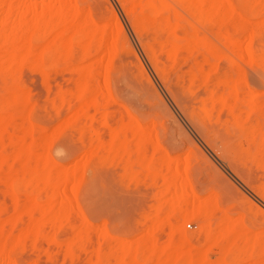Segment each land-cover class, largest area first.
<instances>
[{"label":"bare ground","instance_id":"6f19581e","mask_svg":"<svg viewBox=\"0 0 264 264\" xmlns=\"http://www.w3.org/2000/svg\"><path fill=\"white\" fill-rule=\"evenodd\" d=\"M119 2L153 70L193 129L222 159L227 160L239 178L264 200V143L261 141L260 146L256 144L258 136L264 137L263 131L260 132V128H257L264 122V96L248 92L244 95V70L241 71L240 66L231 57L227 58L231 73L239 69L238 75L241 74L238 76L237 73H226L222 78L218 77L220 79L210 89L214 77L219 72L222 74L218 62L222 63L226 58L217 56L214 48L196 35L193 30L196 27L191 23L188 24L189 27L185 26L183 17L181 19L176 15V8L180 7L200 25L216 27L217 39L233 55L240 61L246 59L264 69V47L257 48L259 38L262 39L261 36L264 35V19L256 24H248L243 18V14L254 19L264 17V0ZM94 3L92 0H0V146L8 136V123L21 122L17 136L10 139L14 147L13 154L9 155L3 146L0 147V181L7 183L6 194L9 192L8 195L17 203L15 217L0 219V264H20L18 256L21 250L29 243L37 250L48 225L62 227L71 222L68 213L72 199L66 193L68 183L73 184L74 200L81 199L80 193L86 190L83 189L87 186L84 187V176L79 168L71 173L67 172L49 153L53 141L59 138V131H53L54 133L47 136L32 123L33 120L30 119L33 112H26L30 97L24 91V83L19 76L22 67L30 64L34 69L42 70L46 79L53 80L62 75L66 65L75 62L81 63L82 66L76 68V91L65 92V86L59 87L54 100L57 102L58 111L69 106L72 112L66 127L72 128L80 137L87 154L84 164L93 166L96 163L98 167L106 162L113 164L119 158L126 174L136 182L139 180L138 168L143 166L146 176L154 174L156 185L167 188L168 195L172 196V201L164 209L158 210L157 214V220L168 224L173 230V233L170 232L173 235L169 238L168 245H151L145 249L147 241L142 247L140 244L136 248L119 244L111 255L116 264H229L232 259L242 257L246 253L248 255L245 258L260 259L264 263V242H261L253 231L247 236L245 214L242 213L239 220L230 216L232 203L227 200L223 189L213 186L208 200L201 201L197 190L204 188L208 183L209 175L206 169L197 163L189 165V168L180 174L171 167L172 156L170 157L167 148L182 146L177 138V130L172 129L174 126L164 128L165 137H162L161 142V135H157L154 140L156 133L148 131L147 124L141 125L142 114L139 110L143 109L140 99L142 94L144 97L146 95L136 90V82L132 89L112 79L113 72L120 69L117 66L119 63L122 72L128 67L127 60H123L124 50L128 48L133 54L134 51L109 0H105L108 14L99 18L101 21L95 17ZM109 19L114 20L111 27L108 24ZM245 34L249 41L247 46L243 47L239 38ZM100 53L104 54L103 58H99ZM200 56L202 61L199 60ZM104 57H107L108 63L103 70ZM137 62L144 81L154 90V97L161 100V95L155 85L153 86L141 61L137 59ZM206 66H209L208 71ZM126 78L131 82L130 77ZM65 89L68 90L66 87ZM192 96L194 100L191 99ZM89 98H95V101L89 103ZM109 106H118L123 112L122 115L110 113ZM91 109L95 110L94 114ZM252 118L255 119L250 124ZM41 119L39 117V120ZM98 126L106 130L105 133L109 132L112 139L110 144L108 143L111 148H106L111 150L101 157L99 153L104 143L101 142L102 133ZM156 126L158 129V125ZM252 127L253 130H250ZM244 139L248 141L249 146L244 147ZM195 148L197 149V146ZM149 152L152 154L150 158L147 157ZM58 154L53 155L57 157ZM62 159H59V162ZM257 169L262 171L259 176L256 175ZM23 188L27 191V198L21 205L19 194ZM62 188L64 193L61 192ZM256 208L264 215V211ZM25 218H29L27 224ZM23 222L26 226L17 234L13 232L19 225H23ZM186 222L199 226L198 238H204L206 243L212 244L210 249L218 251L217 262L209 263L198 247L184 252L195 240L182 227ZM92 223L83 216L82 226L74 239L65 246L61 245L66 255L76 256V241L81 234L85 239L84 247L89 249L94 227ZM103 233L110 237L106 231ZM51 241L58 244L57 238H51ZM147 244L149 246V243Z\"/></svg>","mask_w":264,"mask_h":264},{"label":"rangeland","instance_id":"374dc122","mask_svg":"<svg viewBox=\"0 0 264 264\" xmlns=\"http://www.w3.org/2000/svg\"><path fill=\"white\" fill-rule=\"evenodd\" d=\"M92 1L95 2V17L98 21H101L99 20V18H103L102 16L106 17L108 14V6H105L107 5V3L105 4V0ZM109 2L115 10V13L117 14L118 18L120 19L121 24L127 35V38L134 51L133 54L130 50H128V48L126 49L127 51L124 50L123 56H125L123 57V60H125V62L127 60L126 63L128 67L126 68V71L122 72V69L119 66V64L121 65V63H119L117 66L120 69H116L117 71H114L115 73L113 72L112 79L115 82L119 81L122 86L130 87L132 89L134 88V86H136V82L139 84H137L136 90L142 91L146 95L144 97L142 94L140 99V104L143 109L139 110L142 114V118H140V123L142 122L141 125L145 126L147 124L146 126L149 128L147 130L154 131L156 133L154 134V140H156L157 135H161V142H163V138L165 137L164 128L166 126H174L172 127V129L174 130L175 128L177 130L174 131L178 132L177 138L178 140L180 139V144L182 146L184 145V148H182V146L179 148L166 147L168 149L167 152L169 153V155L171 154L170 157L172 156V160L170 162L171 167L175 170H178L179 173L182 174L186 168H189V165L193 166L199 163V165L203 166V168L206 169L209 178L207 185L204 188L197 190V194L200 197L201 201L206 202L208 200L210 189H213L214 187H217L221 190L223 189L227 200H230L231 202L229 201V203H232L233 208H231L230 216L233 217L235 220H239V218H241L242 213L245 214V217H247V236L249 235V232L253 231L254 234L257 233L260 241L264 242V215L259 213L256 208L258 207L262 211H264V200L259 198L253 188L246 184L244 181H242L239 178L238 174H236L231 169L230 163L227 160L222 159L220 155H218L217 151L210 147V145H208V143L201 138L198 132L193 129L190 122L183 115L182 111L180 110L176 102H174V99H172L168 90L163 86V83L153 70L141 46L140 40L134 33L131 24L126 17V14L124 13L120 5L119 0H109ZM181 9L183 8H176V10L178 11L176 12V15L180 16L181 19L183 17V23L185 24V26L189 27L188 24H193V27H196L193 28V30L195 33H197L196 35L199 37V39L201 38L204 43H209V45L214 48L215 54L217 56H224L226 58L224 59L225 61L223 60L224 64L223 62H218L219 66L221 65L219 71L222 70V74L220 75L219 72L218 74L220 76L217 74L214 77V81L209 86V88L212 89V86L217 83L220 78H222V75H225L226 73L228 75H232L234 73H231L232 69H229L231 67L229 66V60L227 59L228 57H231L240 66V70H244L243 81L245 84H242V92L244 93V95L246 92H248L254 94L257 93L255 95L263 97V67H257L258 65H254L255 63L248 62V60L246 59L240 61L223 45V43L221 44L219 42L216 37V27L211 25H200L190 15L186 14V11L184 12V10ZM243 18L248 24H256L264 19V17L254 19L249 16L247 17L244 14ZM108 24H110L109 26L111 27L114 24V20L109 19ZM230 29L232 28L230 27ZM245 35H240L239 38L240 42L242 41L241 43L243 44V47H246L249 41L247 35ZM261 37L262 39H264V35ZM13 38V40L15 41V37ZM260 39L261 38H259V41L262 40ZM259 41L257 42V48H263L264 40H262L263 42L261 41V43H259ZM100 55L99 58H103L102 56L104 54L102 55L100 53ZM106 58L107 57H104L103 59V70L108 63V59ZM137 59L141 61L146 73L153 82V86L155 85V89L157 88L156 90H158L159 94L161 95V100H157L154 97V90L151 89L152 86L150 87V85H148V83L144 81L145 79L142 76V72L139 68ZM188 59L191 61L190 58ZM188 59H186L187 63H189ZM199 60L202 61L203 58L200 56ZM226 63L228 64L227 67ZM73 64L66 65L63 69L64 71L62 72V75L53 80H50L49 78H47L49 79L47 80L42 70L34 69L30 64H25L22 67L23 69H21V71L19 72V74H21L19 76L22 80V83H24V91H26V93L30 97L29 103L27 104L28 106L26 112H33L30 119L33 120L32 123H34V125L40 130H42L47 136H50L53 131H59V138L57 137L56 140L53 141L54 143L50 146L49 151H51L49 153L52 154V157H54V159H56V161L61 165V167H63V170L71 173L75 169L79 168V170L84 176V187L87 186L83 188L86 189L82 190L83 194L82 192L80 193L81 199L78 198L77 200H74L72 194L73 184H67L66 193L70 195L72 199L69 202L70 207L68 213L70 217L69 220L71 222L64 224V226L62 227L48 225L47 228H45L44 230L45 233L43 232L44 235L39 241L40 243H38L37 245V250H35L36 248L33 247V244L29 243L28 245H26V248L21 250L22 252L20 251V256H18L20 264H34L37 262V264H116V260L111 256L114 252L115 246L117 247L119 244H121L127 247L136 248V246L139 247L140 244L142 247V245H144L147 241L146 244L149 243V246H147L148 244H145V249L149 248L151 245L165 247L168 245L167 243L170 242L169 238L171 239L173 235L171 234L173 233V230L168 224L157 220L158 210L164 209L165 206L170 201H172V196L168 195L167 188L163 187L162 185H156L154 174H152L151 176H146V172H143V166H140L138 168L139 180L136 182L132 180L129 175L126 174L125 167H123L124 165L120 162L118 157V161L114 162L113 164L106 162L102 166H100L99 164L98 167L96 163L95 165L92 164L93 166H87L86 164H84L87 160L84 157H87V154L85 152L84 146L80 142V137L78 136V134H75V132H73L74 130L72 128L68 129L66 127L67 121L71 117L72 112L69 110V106L65 107L64 110L60 109L62 112L58 111L56 106L57 102L55 101L59 87L65 86L66 88H68L67 90L65 89V87H63L65 92H70L71 90L76 91V89L74 88L76 87V79L78 77L76 68L80 67L81 63L75 62ZM208 67L209 66H206V70ZM119 70L120 72H118ZM238 71L239 69L234 74L237 73L238 75ZM125 73L126 75H124ZM125 76H128V78L130 77L131 82ZM72 91L70 93H72ZM149 98H151V100ZM191 99L194 100V97L192 96ZM87 101L89 103H92L95 101V98H89ZM53 102L56 103L54 104ZM74 103L75 101H73L72 104ZM109 112L114 113L118 116L122 115L123 113L118 106H109ZM238 112H240V110H238ZM91 113L94 114L95 110L91 109ZM3 115L4 114H2V116ZM39 117L42 119L39 120ZM253 119L255 118H252L250 124L254 122ZM154 121H156L155 125ZM156 125H158V129ZM261 125H259L257 128H260L258 130L260 132L263 131L262 134H264V122ZM98 127L102 133L101 142L104 143V146L99 153V156L101 157L103 155H106L107 151L109 152L111 150H106V148H111L109 146V142H111L112 139L109 135V132H106V134V130H102V127L100 126ZM20 128V121H10L7 125L8 136L5 140V143L0 147L3 146L5 152L9 155L13 154L14 152V147L12 146L13 144H11L10 139H12L13 137L15 138L17 136L16 132H18ZM250 130H253V127ZM263 139V135H260V138L258 136L256 143L257 146H260L262 142L264 143ZM94 140L96 141V138ZM245 140L246 139L243 140V145L244 147H247L250 144L248 145V141ZM165 146L166 145L164 144L163 147ZM195 146H197V149L195 148ZM194 149H196V152H194ZM113 152L114 151H111V153ZM55 153L62 154H58L56 157V155H53ZM147 155H149L147 157L150 158L152 154L151 152H149L147 153ZM58 156L60 157L58 158ZM63 156H65V158ZM161 157L162 156H160V158ZM59 159H62V161L59 162ZM81 162L83 165H81ZM257 170L256 175L259 176L262 171L260 169L258 171ZM6 184L7 183L4 180L3 182L0 181V219L1 217L13 218L17 215V203L12 196L10 197V195H8L10 194L9 192L6 194V189H8V186H6ZM24 189L25 188L21 189L22 193L19 194V197L21 196L19 198V204L21 205L24 204L27 198V191L25 192ZM61 192L64 193V188H62ZM243 200H245L246 202H244ZM250 201L252 203H250ZM88 202L90 204H93L90 205ZM229 203L227 204L230 205ZM81 214H83V216L86 217L89 221L91 220V222H93L92 224L94 225V227L91 231V243L89 249L85 248L84 235L81 234V236L78 237L76 241V256L71 257L65 254V251L61 248V245L63 244L62 246H65V244H68V242L72 241V239H74L76 234L79 232L83 223V216ZM37 215L36 217H38ZM25 220H27L25 221V223L27 224L29 218H25ZM25 223L23 222V225H19V228L17 227L18 229H14L13 232L15 231L16 234L19 233L24 228V226H26ZM182 227L187 231L189 235L195 238V240L192 242V245L190 244L189 247H186L184 252L198 247V249H200V251L206 255L209 263L217 262V260L219 259L218 251L216 249H210L212 248V244L206 243L204 238H198V232H200V228L198 229L199 226H196V224L192 222H186L182 225ZM104 231H106L110 235L109 241V238L103 233ZM51 238H57L58 244L53 243L51 241ZM208 248L210 249V251ZM40 250L41 253H39ZM40 255L42 258L40 257ZM247 255L248 254L246 253L242 257L234 258L230 261L229 264H255V262L257 264L258 262H261L260 259L259 261L258 259L249 260L245 258Z\"/></svg>","mask_w":264,"mask_h":264}]
</instances>
